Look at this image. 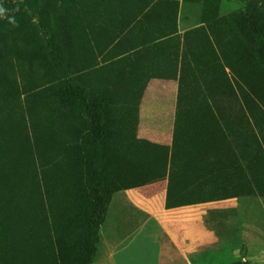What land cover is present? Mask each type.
Segmentation results:
<instances>
[{
  "label": "rangeland",
  "instance_id": "rangeland-1",
  "mask_svg": "<svg viewBox=\"0 0 264 264\" xmlns=\"http://www.w3.org/2000/svg\"><path fill=\"white\" fill-rule=\"evenodd\" d=\"M0 9V264H82L100 194L94 262L113 196L163 180L168 148L137 137L153 78L180 85L175 146L195 150L205 130L214 151H233L229 168L226 156L214 170L218 197L203 201L219 203L205 216L214 239L190 264H264V58L245 16L264 37V0H0ZM61 73L100 113L99 137ZM186 157L177 151L176 171L194 186Z\"/></svg>",
  "mask_w": 264,
  "mask_h": 264
},
{
  "label": "crops",
  "instance_id": "crops-1",
  "mask_svg": "<svg viewBox=\"0 0 264 264\" xmlns=\"http://www.w3.org/2000/svg\"><path fill=\"white\" fill-rule=\"evenodd\" d=\"M152 69L155 70L149 68ZM179 88V82L174 78H153L146 86L140 102L137 137L150 144L168 148L169 169L163 180L118 191L113 196L93 264H190L189 255L197 247L214 239L206 227L205 216L209 210H217L219 203L203 201L205 198L209 199V196L212 199L218 197L221 180L219 172L214 170L221 168L220 159L226 156L227 164L222 167L229 168L230 154L233 151H229V146L227 152L214 151L207 144L209 132L206 134L205 130L201 136V144L199 142L200 145L195 150L175 146L179 120ZM177 151L187 156V162L191 157L195 158L197 176L194 186L193 183H185L182 179L184 175L176 171L184 164V161L177 162ZM175 180H179L181 184L179 193L173 187ZM222 183L234 186L235 180H224ZM187 196L196 197L201 200L197 202L201 203L169 205V199L174 202L176 197L181 199ZM113 229L116 234H113ZM136 232L139 235H135ZM146 241L155 243L153 253ZM132 246H139L144 251L143 256L131 253ZM150 258L153 260L150 261Z\"/></svg>",
  "mask_w": 264,
  "mask_h": 264
},
{
  "label": "trees",
  "instance_id": "trees-1",
  "mask_svg": "<svg viewBox=\"0 0 264 264\" xmlns=\"http://www.w3.org/2000/svg\"><path fill=\"white\" fill-rule=\"evenodd\" d=\"M245 16H246L249 33L256 42L261 56L264 58V37H262V33L260 28L258 27L257 20L255 19L253 13L249 9L246 10ZM53 59H54V65L55 67H57L58 63L56 60V56H54ZM61 75H62L64 95H66V97H68L70 100L76 101L82 108L86 110L88 114L92 115L93 120L97 123V133H98L97 137H99L103 133V126L101 124L100 113L94 109V106L86 100L83 94L79 93L77 90L73 88L72 82L66 75H64V73H61ZM101 165L102 162H100V160L98 159L97 166H101ZM96 173H99V171L96 170ZM146 184L148 183L145 184L142 183L141 186ZM106 200H108V197L106 199L104 195L98 194L95 197L93 220L92 222L89 223L88 235L85 241V246L82 254V264L93 263V259L95 257L96 249H97L96 246L99 242V236H98L99 228L103 224L104 214L107 207ZM169 205H170V199H169Z\"/></svg>",
  "mask_w": 264,
  "mask_h": 264
},
{
  "label": "clouds",
  "instance_id": "clouds-1",
  "mask_svg": "<svg viewBox=\"0 0 264 264\" xmlns=\"http://www.w3.org/2000/svg\"><path fill=\"white\" fill-rule=\"evenodd\" d=\"M3 10L2 9H0V12H2Z\"/></svg>",
  "mask_w": 264,
  "mask_h": 264
}]
</instances>
